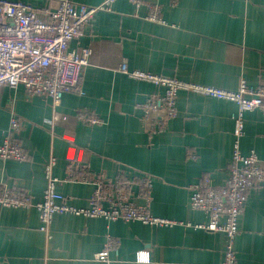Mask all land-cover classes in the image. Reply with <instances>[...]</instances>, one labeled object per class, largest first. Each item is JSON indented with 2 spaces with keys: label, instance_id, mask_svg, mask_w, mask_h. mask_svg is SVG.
<instances>
[{
  "label": "crops",
  "instance_id": "0c3cea01",
  "mask_svg": "<svg viewBox=\"0 0 264 264\" xmlns=\"http://www.w3.org/2000/svg\"><path fill=\"white\" fill-rule=\"evenodd\" d=\"M20 1L42 11L45 0ZM98 6L104 0H72ZM151 4L159 6L163 23L145 18ZM90 50L82 77L83 95L65 94L57 106L50 98H27L21 86L0 88V144L10 116L20 121L17 140L30 162L0 160V187L24 192L40 201L46 186L42 164L64 153L66 141L84 151L85 166L74 177L124 181L135 173L153 178L150 212L181 222L180 226L150 228L139 222H107L70 214L55 215L46 232L39 230L35 209L0 207V264H103L94 260L107 235L114 238L116 264H220L225 247L221 232L197 225L207 217L189 207L190 186L208 178L214 186L228 179L233 121L237 105L180 91L178 115L160 132L148 134L136 106L152 99V84L118 72L129 70L187 83L236 90L264 86V0H144L138 10L128 0H116L111 11H99L68 45V52ZM79 115L94 116L91 125ZM240 150L264 159V111L243 115ZM50 122V123H48ZM61 160L52 175L68 204L83 208L93 185L62 182ZM128 198L143 205L137 186ZM233 251L236 264H264V186L249 193L238 220ZM148 261L138 260V257Z\"/></svg>",
  "mask_w": 264,
  "mask_h": 264
},
{
  "label": "built area",
  "instance_id": "2783aa9c",
  "mask_svg": "<svg viewBox=\"0 0 264 264\" xmlns=\"http://www.w3.org/2000/svg\"><path fill=\"white\" fill-rule=\"evenodd\" d=\"M116 0H104L98 6L80 5L72 0H45L42 11L20 1L0 0V88L15 89L21 86L27 98H50L53 106L59 105L63 95H83L82 77L88 65L90 50L68 52L69 43L80 36V30L99 11H111ZM135 11L144 0H128ZM146 20L163 23L159 6L151 4ZM118 72L136 81L152 84L156 89L152 99L136 107L141 110V122L148 134L160 132L168 120L178 115L176 96L180 91L199 96L225 100L237 105L232 116L233 143L228 179L221 186H214L203 178L190 186L189 207L207 217L205 224L197 225L209 232H221L225 236V247L220 264H236L233 251L234 238L238 233V220L249 193L264 186V159L254 151L247 155L240 150L243 136L245 112L264 111V86H251L241 79L236 90H225L212 86L192 84L156 76L140 70H129L122 63ZM85 123L95 125L101 120L92 116L79 115ZM50 123V122H48ZM20 121L10 116L8 126L0 144V160L18 163L30 162L29 155L17 140ZM66 141L64 153L51 157L42 164L46 186L40 201L34 202L24 192L0 187V207L35 209L39 214L40 228L46 232L55 215L70 214L86 218H99L107 222H139L150 228L173 227L181 222L154 216L150 210L153 178L148 175L128 173L124 181L108 179L102 173L93 178L74 177V171L86 165L84 151L62 134ZM66 164L62 182H81L93 185V192L83 208L74 207L59 193L56 185L61 182L52 175L58 161ZM130 184L140 189L143 205H136L128 198ZM117 241L107 235L102 248L94 254V260L103 264H116L110 253L117 252ZM138 260L148 261L145 258Z\"/></svg>",
  "mask_w": 264,
  "mask_h": 264
}]
</instances>
